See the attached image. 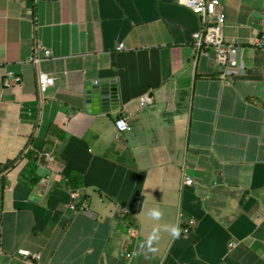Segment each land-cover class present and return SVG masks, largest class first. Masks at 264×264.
<instances>
[{
  "label": "crops",
  "instance_id": "0c3cea01",
  "mask_svg": "<svg viewBox=\"0 0 264 264\" xmlns=\"http://www.w3.org/2000/svg\"><path fill=\"white\" fill-rule=\"evenodd\" d=\"M218 8L225 79L188 0H0V264H264V0ZM102 81L118 103L86 110Z\"/></svg>",
  "mask_w": 264,
  "mask_h": 264
},
{
  "label": "built area",
  "instance_id": "2783aa9c",
  "mask_svg": "<svg viewBox=\"0 0 264 264\" xmlns=\"http://www.w3.org/2000/svg\"><path fill=\"white\" fill-rule=\"evenodd\" d=\"M188 2L197 10L200 15L201 26L198 30L192 33V45L195 49L202 48L212 49L214 59L217 64L223 66V71L220 74L221 79H225L227 75L238 73L241 70V61L239 59V48L232 42L226 41L222 34V28L225 22V15L218 7L220 0H188ZM122 43L117 45V49L122 48ZM50 50L37 44L32 47L29 60L37 63L43 59L48 58ZM20 77L13 75L11 72H6L2 81L3 86L9 87L19 83ZM96 83V82H95ZM53 84V77L43 71H38L37 87L40 93ZM114 125L117 131H125L128 128V123L125 117L118 116L114 120ZM40 153H38V156ZM44 157L50 158L49 153L44 152ZM186 182L190 183L191 179L186 178ZM73 203L69 206L74 208L75 203L79 200L75 193L69 194ZM80 209H85L81 206ZM17 252L29 259L39 263V254L37 252H30L27 249L19 248Z\"/></svg>",
  "mask_w": 264,
  "mask_h": 264
},
{
  "label": "water",
  "instance_id": "95a60500",
  "mask_svg": "<svg viewBox=\"0 0 264 264\" xmlns=\"http://www.w3.org/2000/svg\"><path fill=\"white\" fill-rule=\"evenodd\" d=\"M83 103L89 111H107L118 103V92L115 84L106 81L88 83L83 93Z\"/></svg>",
  "mask_w": 264,
  "mask_h": 264
},
{
  "label": "clouds",
  "instance_id": "9594fccd",
  "mask_svg": "<svg viewBox=\"0 0 264 264\" xmlns=\"http://www.w3.org/2000/svg\"><path fill=\"white\" fill-rule=\"evenodd\" d=\"M150 215L151 216H153V217H156V216H159L160 215V213L158 212V211H152L151 213H150ZM178 229H176L175 227H172L171 228V235L173 236V237H176V236H178Z\"/></svg>",
  "mask_w": 264,
  "mask_h": 264
}]
</instances>
